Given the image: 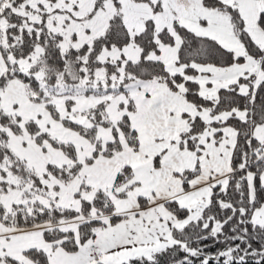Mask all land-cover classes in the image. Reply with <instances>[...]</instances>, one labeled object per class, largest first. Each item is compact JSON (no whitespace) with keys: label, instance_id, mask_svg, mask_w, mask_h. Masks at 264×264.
Segmentation results:
<instances>
[{"label":"snow or ice","instance_id":"obj_1","mask_svg":"<svg viewBox=\"0 0 264 264\" xmlns=\"http://www.w3.org/2000/svg\"><path fill=\"white\" fill-rule=\"evenodd\" d=\"M0 264H264V0H0Z\"/></svg>","mask_w":264,"mask_h":264}]
</instances>
